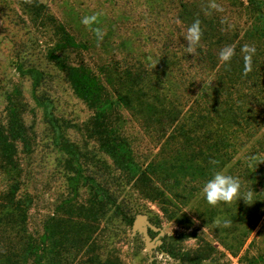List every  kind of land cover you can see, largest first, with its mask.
Returning <instances> with one entry per match:
<instances>
[{
    "label": "trees",
    "instance_id": "trees-1",
    "mask_svg": "<svg viewBox=\"0 0 264 264\" xmlns=\"http://www.w3.org/2000/svg\"><path fill=\"white\" fill-rule=\"evenodd\" d=\"M227 1L148 0L168 2L175 13L171 23L157 22L154 27L146 22L144 34L125 17L121 22L125 33L115 36L110 20L73 2L15 0L27 20L52 38L48 60L65 71L73 94L92 111L83 125L85 135L114 169L163 205L172 202L174 194L181 203L194 199L213 170L239 178L241 194L253 191V196L235 202L241 228L237 248L256 231L246 254L255 250L253 263H264V4ZM229 12L244 13L248 20L244 26L234 25L226 17ZM86 16L96 19L85 25ZM195 20L200 21L201 36L189 52L186 33ZM97 28L104 33L102 40L96 38ZM147 45L153 51L141 52L139 48ZM225 48L232 51L227 61L220 58ZM251 48L254 53L248 51ZM86 53L95 54L97 62H86ZM22 66L17 70L37 89L43 72ZM35 102L62 140L52 101L37 96ZM26 110L22 92L15 87L6 96L0 117V264H114L97 257L79 258L89 253L97 224L112 208L133 223L110 190L92 177L84 178L86 199L65 201L58 210L63 217L50 218L37 239L28 234L31 199L18 195L22 172L18 154L30 152L32 142L23 120ZM128 117L139 124L144 137L159 145L147 162L137 160L125 132ZM66 150L75 153L72 145ZM78 173L70 182L74 192ZM225 206V212H231ZM189 260L200 264L198 259Z\"/></svg>",
    "mask_w": 264,
    "mask_h": 264
},
{
    "label": "rangeland",
    "instance_id": "rangeland-1",
    "mask_svg": "<svg viewBox=\"0 0 264 264\" xmlns=\"http://www.w3.org/2000/svg\"><path fill=\"white\" fill-rule=\"evenodd\" d=\"M65 1L80 5L81 9L93 10V15L100 12L101 16L106 17V21L110 20L115 36L125 33L123 28L126 27L121 23L125 17H129L130 22L135 21L133 24L138 27V32L145 34L148 33L145 29L146 22L154 23V27L157 22L167 25L171 23L170 18L175 16V13H171L168 2L148 4L146 3L148 0H42V2ZM258 1L264 4V0ZM201 2L228 1L201 0ZM230 2L246 0H229ZM2 3L0 117L4 116L7 94L15 87L20 88L27 104L23 120L32 139L30 152L18 154L22 169L18 195L31 199L26 221L28 234L37 239L42 235L44 224L50 218L63 217L58 210L65 201L86 199L88 191L83 186L84 178L92 177L110 190L116 204L127 218L134 222L137 215H142L156 230L149 229L153 246L149 252L144 248L142 234L134 233L127 219L117 215L112 208L97 224L87 250L89 253H81L80 259L97 257L100 261L109 260L114 264H192L189 259H198L200 264H254L257 257L255 250L247 254L246 250L256 231L252 233L244 247H240L239 250L237 248L239 246L237 234L241 229L237 226L235 217L238 211L235 208L237 200L211 206L202 198L200 191L187 203L178 202L174 194L172 202L163 205L152 201L147 191L136 187L133 181L114 169L110 159L85 135L83 125L92 116V111L73 94L65 71L58 69L48 60L47 52L53 43L50 35L43 29L34 27L22 14L15 0H5ZM167 6L169 7L163 10ZM121 16L123 18L119 20L118 17ZM226 17L237 26H244L243 23L248 20L244 13L238 12L235 14L229 12ZM103 31L106 32L105 27ZM139 49L145 53L153 51L148 45ZM95 56L93 53H86L83 58L88 63H94L97 62ZM18 65H23V69L36 67L43 72L37 89H34L29 76L19 73ZM37 96H46L52 101L53 114L60 126L62 140L57 138L46 122L42 107L35 102ZM125 132L133 142L137 160L142 163L149 161L159 145L144 137L139 124L131 117H128ZM262 134L264 135V129ZM64 141L67 144H63ZM68 145L74 147L75 153L66 150ZM77 170L81 177L77 191L74 192L70 182ZM223 204L231 212L226 213ZM217 218L228 220L229 226L221 225L217 228L215 225Z\"/></svg>",
    "mask_w": 264,
    "mask_h": 264
},
{
    "label": "clouds",
    "instance_id": "clouds-1",
    "mask_svg": "<svg viewBox=\"0 0 264 264\" xmlns=\"http://www.w3.org/2000/svg\"><path fill=\"white\" fill-rule=\"evenodd\" d=\"M96 19L95 16L84 17L82 23L85 25H90ZM97 40H102L104 33L99 29H94ZM201 36L200 21L195 20L187 29L186 41L188 43V50L192 52L195 46L198 44ZM250 53H254L255 49H248ZM232 54L231 49L225 48L220 52V58L227 61ZM249 61L251 56L246 57ZM241 184L239 178L227 173L224 170H213L210 176L204 180L202 184V198L207 204L211 206H216L222 202H230L232 200H238L243 198L244 200L252 199L253 191H249L247 195H242L240 192ZM217 228L223 225L224 227L229 226V221L226 219L217 218L215 221Z\"/></svg>",
    "mask_w": 264,
    "mask_h": 264
},
{
    "label": "water",
    "instance_id": "water-1",
    "mask_svg": "<svg viewBox=\"0 0 264 264\" xmlns=\"http://www.w3.org/2000/svg\"><path fill=\"white\" fill-rule=\"evenodd\" d=\"M149 229L156 230L154 227L150 225V223L145 219L142 215H137L133 224L132 230L133 232H138L142 234L143 241H144V248L149 252L152 251L153 246L151 245V238L149 236Z\"/></svg>",
    "mask_w": 264,
    "mask_h": 264
}]
</instances>
